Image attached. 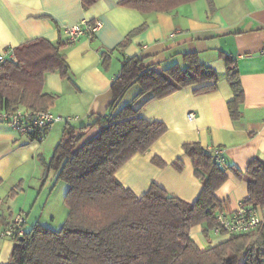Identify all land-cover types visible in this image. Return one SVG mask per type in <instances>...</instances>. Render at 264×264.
<instances>
[{"label":"crops","instance_id":"1","mask_svg":"<svg viewBox=\"0 0 264 264\" xmlns=\"http://www.w3.org/2000/svg\"><path fill=\"white\" fill-rule=\"evenodd\" d=\"M120 1L96 0L84 6L82 0H0V51L38 38L64 44L69 76L46 74L42 91L54 98L48 110L63 118L77 117L70 123L75 127L90 122L92 115L105 114L112 102V82L127 58L143 56L146 65L162 69L179 62L182 54L196 53L218 74L213 92L196 93L202 85L186 87L141 109L142 118L162 122L166 132L116 172L120 184L138 197L156 184L187 203L197 199L202 181L182 150L185 143L220 148L224 166L242 172L254 159L264 162V60L259 54L264 44V0H194L169 12L150 13L123 7ZM82 21H98L99 27L91 38L69 43L65 30ZM224 56L234 61L244 92L238 120L231 119L227 107L232 91ZM190 112L195 118L189 121ZM64 125L54 124L45 139L36 142L0 122V264L9 261L13 241L2 236V230L14 215L24 214L25 230L36 224L58 230L66 219L68 186L46 166ZM96 133L91 129L83 141ZM226 173L215 197L223 211L232 214L247 200V184L228 169ZM202 230L198 225L190 231L201 250L229 237L210 231L208 235L217 236L212 241Z\"/></svg>","mask_w":264,"mask_h":264},{"label":"trees","instance_id":"2","mask_svg":"<svg viewBox=\"0 0 264 264\" xmlns=\"http://www.w3.org/2000/svg\"><path fill=\"white\" fill-rule=\"evenodd\" d=\"M94 1L82 0L84 6ZM193 1L121 0L119 4L150 13L169 12ZM127 42L128 38L121 46ZM63 46L38 38L12 49L16 62L8 60L0 65V112L17 108L41 112L53 105L54 98L42 91L44 78L53 72L68 78ZM223 58L232 91L227 107L231 119L238 120L244 92L234 61ZM145 60L134 56L123 61L112 82V102L104 115H92L90 122L77 127L65 123L46 166L68 186L66 219L58 230L36 224L25 236L11 239L7 264H264L263 229L230 235L204 250L190 236L198 225H203L206 237L218 226L214 214L223 207L215 192L226 182L227 169L246 182L245 203L264 208V162L254 159L242 172L232 166H218L199 143L183 144L194 175L202 181L193 203L169 196L156 184L138 197L117 180L116 172L125 163L146 152L166 132L162 122H149L140 116L146 104L197 85L202 86L196 93L213 92L219 80L196 53L182 54L179 62L162 69L146 65ZM134 85L139 90L132 102L121 106ZM145 95L147 99L135 108L134 103ZM91 129L97 133L83 141ZM174 164L180 167L177 161ZM220 234L226 231L221 229Z\"/></svg>","mask_w":264,"mask_h":264},{"label":"built area","instance_id":"3","mask_svg":"<svg viewBox=\"0 0 264 264\" xmlns=\"http://www.w3.org/2000/svg\"><path fill=\"white\" fill-rule=\"evenodd\" d=\"M98 27V21H82L65 30L67 40L69 43H75L82 37L91 38ZM259 54L264 60V44ZM8 60L16 62L13 50L7 49L0 51V65ZM194 118L195 114L193 112L187 114L189 121ZM77 119V117L63 118L53 114L49 110L33 112L24 108H17L13 111L0 112V122L7 124L20 135L36 142H42L54 124L59 122L71 123ZM207 151L211 154L218 166L224 165L222 150L220 148H210ZM214 216L218 223V226L213 229L215 234L220 233L221 229H224L229 236L251 234L258 230H264V208L248 205L245 201L232 214H227L224 211H216ZM25 233V216L23 213L14 215L2 230V236L9 239L23 237Z\"/></svg>","mask_w":264,"mask_h":264},{"label":"rangeland","instance_id":"4","mask_svg":"<svg viewBox=\"0 0 264 264\" xmlns=\"http://www.w3.org/2000/svg\"><path fill=\"white\" fill-rule=\"evenodd\" d=\"M138 90H139V88H138L137 85L132 86V87L127 91V93L125 94V96L123 97V99L121 100L120 105H121V106H124V105H126V104H130V103L132 102L133 97H134L135 94L138 92ZM56 126H59V125H56ZM205 237H206V236H205ZM216 237H217V236H214V234L210 233V234L208 235V237H206V238H208V239H210V240L213 241V239L216 238ZM218 237H219V236H218Z\"/></svg>","mask_w":264,"mask_h":264}]
</instances>
